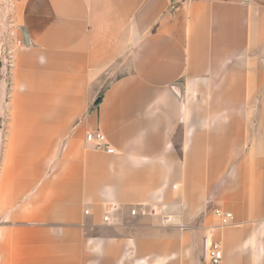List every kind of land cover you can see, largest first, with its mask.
<instances>
[{"label":"crops","instance_id":"obj_1","mask_svg":"<svg viewBox=\"0 0 264 264\" xmlns=\"http://www.w3.org/2000/svg\"><path fill=\"white\" fill-rule=\"evenodd\" d=\"M17 12L0 264H204L215 209L234 215L215 233L221 264H264V0H20ZM92 131L113 154L86 142ZM152 204L186 228L142 214Z\"/></svg>","mask_w":264,"mask_h":264},{"label":"rangeland","instance_id":"obj_2","mask_svg":"<svg viewBox=\"0 0 264 264\" xmlns=\"http://www.w3.org/2000/svg\"><path fill=\"white\" fill-rule=\"evenodd\" d=\"M20 0H0V157L10 120V75L16 52L25 46L18 23Z\"/></svg>","mask_w":264,"mask_h":264},{"label":"built area","instance_id":"obj_3","mask_svg":"<svg viewBox=\"0 0 264 264\" xmlns=\"http://www.w3.org/2000/svg\"><path fill=\"white\" fill-rule=\"evenodd\" d=\"M86 142L96 148L104 149L109 154L114 153V149L110 147L105 135L99 131H92L86 134ZM116 210V206L107 207L103 217L104 223H112V213ZM89 214V210L85 211ZM139 209H131V215H139ZM142 214L149 216H157L162 220V224L166 227L176 226L184 230L186 227L181 221L176 220L173 214L165 213L162 206L159 204H152L145 207ZM214 215L218 221L216 226L207 227L203 237V262L204 264H221L224 258L223 249L220 242L215 239L216 230L223 229L233 223L234 215L231 212H225L221 209H215Z\"/></svg>","mask_w":264,"mask_h":264},{"label":"water","instance_id":"obj_4","mask_svg":"<svg viewBox=\"0 0 264 264\" xmlns=\"http://www.w3.org/2000/svg\"><path fill=\"white\" fill-rule=\"evenodd\" d=\"M101 99H97V101L95 102V106H97L100 103Z\"/></svg>","mask_w":264,"mask_h":264}]
</instances>
